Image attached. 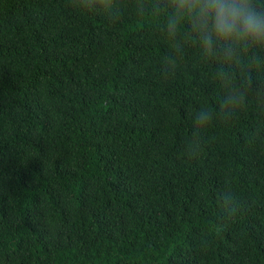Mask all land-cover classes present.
Returning a JSON list of instances; mask_svg holds the SVG:
<instances>
[{
	"label": "trees",
	"instance_id": "trees-1",
	"mask_svg": "<svg viewBox=\"0 0 264 264\" xmlns=\"http://www.w3.org/2000/svg\"><path fill=\"white\" fill-rule=\"evenodd\" d=\"M160 2L0 0V264H264V63Z\"/></svg>",
	"mask_w": 264,
	"mask_h": 264
},
{
	"label": "clouds",
	"instance_id": "clouds-1",
	"mask_svg": "<svg viewBox=\"0 0 264 264\" xmlns=\"http://www.w3.org/2000/svg\"><path fill=\"white\" fill-rule=\"evenodd\" d=\"M152 11L163 14L164 31L177 49L190 40L202 58L222 61V79L230 77L224 66L240 63L246 53L252 62L264 63V0H161ZM237 95L233 90L226 102ZM195 119L204 126L211 113L202 107Z\"/></svg>",
	"mask_w": 264,
	"mask_h": 264
}]
</instances>
